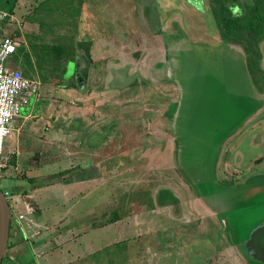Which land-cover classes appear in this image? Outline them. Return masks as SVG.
Here are the masks:
<instances>
[{"label":"rangeland","instance_id":"rangeland-1","mask_svg":"<svg viewBox=\"0 0 264 264\" xmlns=\"http://www.w3.org/2000/svg\"><path fill=\"white\" fill-rule=\"evenodd\" d=\"M0 8L17 20L2 28L11 34L22 27L15 61L23 62V45L33 42L40 67L33 76L45 95L56 99L63 84H86L85 101L105 143L99 149L112 158L97 180L112 183L105 188L112 201H129L125 226L92 228L86 236L93 248H104L93 258L252 264L233 244L264 221V0H0ZM88 40L96 42L89 62ZM37 127L45 132L43 120ZM9 135L4 152L17 147ZM19 142L31 153L47 151L42 162L55 147L27 133ZM44 171L34 173L42 178ZM14 183L27 182L13 173L0 177L2 191L21 192ZM97 203L101 219L109 218ZM9 253L5 264H37L29 248L18 257Z\"/></svg>","mask_w":264,"mask_h":264},{"label":"crops","instance_id":"crops-1","mask_svg":"<svg viewBox=\"0 0 264 264\" xmlns=\"http://www.w3.org/2000/svg\"><path fill=\"white\" fill-rule=\"evenodd\" d=\"M10 13L12 14V12ZM12 16L14 18L12 22L17 21L13 14ZM21 28L19 23L17 28L11 30V34L7 32L19 42L18 49L22 48L20 47V37L17 35L21 34ZM88 41L87 62L96 59L94 57L96 42L93 41L91 44L90 40ZM27 44L29 47L22 44L25 46L22 54L23 62L14 60L13 56L17 51L7 62L9 67L17 68L25 77L39 82L35 92L30 91L19 95L22 101H24L23 96L26 95L28 102L23 106L20 103V111L9 135V137L17 139L16 150L13 151V147L7 146V152H4L3 145L2 161L5 166L0 171V177L13 173L18 180L24 179L27 182L12 185V187H22L21 192H16L13 188L8 189L13 193L15 203L13 204L14 213L11 212L10 215L8 249L11 253L9 254L11 257H18L21 251L29 248L35 256L37 264H41L40 258L44 259L45 264H110L93 258L96 252L102 251L104 248H93L91 240L86 236L93 230L92 228L103 229L109 225L118 228L123 226L122 222L127 218L125 205L129 201L127 197H119L115 199L116 201H112L109 193L105 192V188H109L112 183L97 180L101 177V171H103V176L106 170L110 171L112 158L108 149V151L105 147L99 149L105 143L101 144L103 139L97 136L95 119L92 115L94 112L91 111L92 105L85 101L84 93L88 91L84 89L86 84L84 83L82 86L63 84L54 91L58 96L56 99L45 95V90H40L38 75L33 76L34 72H38L37 69L40 70V67L39 61L37 62V54L31 48L33 45L31 39L27 40ZM90 45L92 46L90 47ZM242 56V61L246 65L244 54ZM75 65L73 70L76 72L78 70L79 73L80 68ZM81 72L83 76L87 77L88 70L87 74L86 69ZM260 94L264 93L260 92ZM175 102V100L172 102L173 105ZM251 117L247 118V122ZM41 120L44 122V133L37 127V122ZM24 133L31 137H45L47 142L49 141L55 146L51 149L52 154L46 162H42L41 157L43 153L47 154V151L31 153L27 148L21 149L18 142ZM103 134L106 135V132ZM119 163L121 164L122 161L120 160ZM42 166L45 173L41 178L34 173V170L40 169ZM23 174L25 175L20 176ZM32 179L38 181L32 183ZM121 184L119 183L120 186ZM102 190L104 195L101 194ZM96 191L100 193L101 197L99 194L91 197ZM57 193L61 198L56 199ZM97 200L104 208L102 212L106 210L108 213L111 212L108 214L109 218L103 215L104 218L101 219V215L97 213ZM26 205H31L33 211L27 212ZM43 205L47 206L48 212L43 210ZM112 205L114 211H112ZM19 213L24 214L25 218L18 220L16 214ZM121 240L124 239L120 238L115 242ZM121 251L128 252L129 250L122 248ZM118 262L124 263L122 260ZM113 263L115 261L112 260L111 264Z\"/></svg>","mask_w":264,"mask_h":264},{"label":"built area","instance_id":"built-area-1","mask_svg":"<svg viewBox=\"0 0 264 264\" xmlns=\"http://www.w3.org/2000/svg\"><path fill=\"white\" fill-rule=\"evenodd\" d=\"M13 16L9 11L0 9V23L13 21ZM19 42L7 30L0 26V171L5 164L2 161V151L4 139L9 135L14 127V121L20 111L19 95L30 91H36L39 85L34 79L25 77L17 68L7 65L9 59L17 51ZM3 195L8 201L10 215L13 211V193L5 189ZM26 211L32 212L33 207L26 205ZM18 220L24 219L22 213L16 214Z\"/></svg>","mask_w":264,"mask_h":264},{"label":"water","instance_id":"water-1","mask_svg":"<svg viewBox=\"0 0 264 264\" xmlns=\"http://www.w3.org/2000/svg\"><path fill=\"white\" fill-rule=\"evenodd\" d=\"M9 227V205L0 189V264L8 244ZM233 245L246 262L264 264V221L258 224L242 243L234 241Z\"/></svg>","mask_w":264,"mask_h":264},{"label":"trees","instance_id":"trees-1","mask_svg":"<svg viewBox=\"0 0 264 264\" xmlns=\"http://www.w3.org/2000/svg\"><path fill=\"white\" fill-rule=\"evenodd\" d=\"M250 9H254V10H256L257 12H259V10H257V7H256V5H253L252 7H250ZM256 14H259V13H255L254 14V16L256 15ZM252 27H256V26H253V25H251ZM225 41V40H224ZM228 45H232L230 42H228V41H225ZM241 50H242V53L245 55V60H246V68L249 70V72L250 73H252L253 71H254V69H252L253 68V65H252V63H250L249 61H248V54H247V50L242 46L241 47ZM253 54H255V53H253ZM261 56V55H260ZM259 67V66H258ZM253 74V73H252ZM10 227H11V223H10ZM9 227V228H10ZM8 247H9V244H7V248L6 249H8ZM6 257L5 256H3V258H2V261H1V264H5V261H6ZM4 262V263H3Z\"/></svg>","mask_w":264,"mask_h":264}]
</instances>
